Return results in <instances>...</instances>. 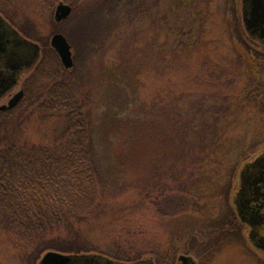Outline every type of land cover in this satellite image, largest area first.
I'll use <instances>...</instances> for the list:
<instances>
[{
  "label": "rangeland",
  "instance_id": "rangeland-1",
  "mask_svg": "<svg viewBox=\"0 0 264 264\" xmlns=\"http://www.w3.org/2000/svg\"><path fill=\"white\" fill-rule=\"evenodd\" d=\"M74 1L56 23L59 2L0 0V17L41 47L0 107L20 90L44 98L55 74L73 85L101 183L96 205L78 213L81 241L153 264H264L245 229L224 225L236 218L241 169L264 153V61L253 55L264 46L245 30L242 0ZM56 33L71 46L69 70L50 46ZM32 110L23 102L12 113L21 141L60 140L63 118ZM35 251L0 233V264H38L48 251Z\"/></svg>",
  "mask_w": 264,
  "mask_h": 264
},
{
  "label": "trees",
  "instance_id": "trees-1",
  "mask_svg": "<svg viewBox=\"0 0 264 264\" xmlns=\"http://www.w3.org/2000/svg\"><path fill=\"white\" fill-rule=\"evenodd\" d=\"M34 1L47 9L58 2H75ZM253 55L264 61V55ZM260 68L264 71V62ZM48 79L52 82L45 87L44 98H22L14 108L0 111V233L19 242H32L36 250L33 254L38 255L52 250L68 255H98L122 263L140 261L120 247L102 252L81 241L76 224L82 215L78 213L88 212L96 205L100 172L94 159L88 116L79 99L73 97V85L64 82L61 74ZM23 102L44 118H63L60 140L47 146L21 141V121L12 113ZM233 216L226 222L224 218V225L229 223L236 228V224L239 228ZM223 222H216L219 229Z\"/></svg>",
  "mask_w": 264,
  "mask_h": 264
},
{
  "label": "water",
  "instance_id": "water-1",
  "mask_svg": "<svg viewBox=\"0 0 264 264\" xmlns=\"http://www.w3.org/2000/svg\"><path fill=\"white\" fill-rule=\"evenodd\" d=\"M242 20L249 37L264 45V0H242ZM72 12L71 6L59 2L54 11V21L60 23L66 20ZM50 46L56 52L64 69L73 67L71 48L65 36L61 33L52 35ZM39 57L37 44L23 38L3 18L0 17V69L6 67L9 70V78L0 85V96L8 91L15 84V72L25 67L31 68ZM23 92H17L0 111L14 108L22 99ZM264 153L241 169L233 198L237 201L240 196V189L243 180L250 169L262 161ZM237 208V204L234 203ZM256 239L252 240L253 247ZM261 250V249H260ZM258 250L259 252H261ZM263 254V252H261ZM178 261L181 264H195V261L188 256H180ZM38 264H153L151 261H137L133 263H122L110 260L98 255H68L55 251L44 253Z\"/></svg>",
  "mask_w": 264,
  "mask_h": 264
},
{
  "label": "flooded vegetation",
  "instance_id": "flooded-vegetation-1",
  "mask_svg": "<svg viewBox=\"0 0 264 264\" xmlns=\"http://www.w3.org/2000/svg\"><path fill=\"white\" fill-rule=\"evenodd\" d=\"M7 23L9 24V22ZM29 70V68L22 67L16 71L14 76L15 84L1 95L0 99L10 95L12 90L19 84L21 76ZM8 78L9 70L6 67L1 68L0 85L4 84V81L8 80ZM20 91L23 92V90ZM234 203L238 205L237 208L234 207ZM231 206L239 226L245 229L246 239L249 244L254 246L251 242L256 239L255 246H258V250L261 249L260 251L264 255V157L260 163L248 171L241 185L240 196L237 201L232 197Z\"/></svg>",
  "mask_w": 264,
  "mask_h": 264
}]
</instances>
